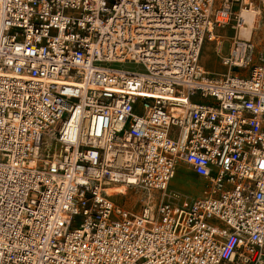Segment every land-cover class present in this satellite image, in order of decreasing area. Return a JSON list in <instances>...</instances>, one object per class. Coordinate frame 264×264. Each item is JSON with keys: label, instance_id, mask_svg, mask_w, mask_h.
I'll return each mask as SVG.
<instances>
[{"label": "built area", "instance_id": "built-area-1", "mask_svg": "<svg viewBox=\"0 0 264 264\" xmlns=\"http://www.w3.org/2000/svg\"><path fill=\"white\" fill-rule=\"evenodd\" d=\"M234 5L0 0V264H264V44L200 66Z\"/></svg>", "mask_w": 264, "mask_h": 264}, {"label": "rangeland", "instance_id": "rangeland-1", "mask_svg": "<svg viewBox=\"0 0 264 264\" xmlns=\"http://www.w3.org/2000/svg\"><path fill=\"white\" fill-rule=\"evenodd\" d=\"M242 0H234V7H233V13L231 16V19L229 21V24L227 26H225L224 29H217L215 35L217 37H219V40L221 41V49L218 52H215V41L212 43L209 42H205L204 43V47L201 53V57H200V65H202L201 67H203L206 70L210 71V73L214 76H220L223 75L224 73H226V69L223 68L221 66V58L223 56H225V54H227V52L230 49L231 43L232 41L238 36V16L240 13V9L242 8H247L250 9V6L252 5L253 8H260L263 12V19H262V24L260 27V30L258 32H256L255 34V38L251 39V43H253L255 45V53H260V51L263 48V44H264V6L261 2V0H250V4H243V2H241ZM239 38V37H237ZM113 68H120V69H124V70H128V71H142V68L139 66H136L134 64H122V65H118V64H112L110 65ZM186 168V167H185ZM187 172V168L185 169ZM185 171H184V167L183 165H178L177 171H176V176L174 177V179L172 180L171 184H170V188L169 191H178V190H182L185 189L184 191H186V194L189 197H193L195 196L198 191L199 188L198 186H200V184L198 185V182L195 180V178L193 179L190 176V179L192 181V185H190L189 183H191V181L185 177ZM186 178L189 180V183L186 182ZM175 180V181H174ZM196 187V189L194 188V186ZM128 192L126 193V195H121L119 197L116 198H111V200L114 202V204L118 205V206H123L127 209L132 210L133 213H137L140 210V206L142 205L141 202V191L136 190V189H127ZM201 193V190H200ZM136 198V202L134 200V198Z\"/></svg>", "mask_w": 264, "mask_h": 264}, {"label": "bare ground", "instance_id": "bare-ground-1", "mask_svg": "<svg viewBox=\"0 0 264 264\" xmlns=\"http://www.w3.org/2000/svg\"><path fill=\"white\" fill-rule=\"evenodd\" d=\"M243 4H250V0H242ZM262 2V0H261ZM263 19V12L260 8H253L252 5L250 6V9L242 8L240 9L239 16L237 18L238 20V36L239 39L244 41H252L251 39L255 38L256 32L260 30L261 24ZM213 39V40H212ZM210 39L209 43L216 42L215 43V52L220 51L221 47V41L219 40V37L216 35L214 38ZM205 43V42H204ZM204 45V44H203ZM201 57V56H200ZM202 66V65H200ZM202 70L208 74H211L210 71L206 70L202 67ZM222 76V75H221ZM175 181V180H174ZM128 188L125 185H112L110 186L106 193L110 198H116L121 195H126L128 192Z\"/></svg>", "mask_w": 264, "mask_h": 264}, {"label": "crops", "instance_id": "crops-1", "mask_svg": "<svg viewBox=\"0 0 264 264\" xmlns=\"http://www.w3.org/2000/svg\"><path fill=\"white\" fill-rule=\"evenodd\" d=\"M204 47V46H203ZM203 50V49H202ZM187 168V167H186ZM185 167H184V170L186 169ZM188 170H187V172H186V170H185V172H186V174L188 175L187 176V178L188 179H190V176L194 179L195 177L193 176V174H192V172L189 170V168H187ZM186 178V182L187 183H189V180ZM191 180V179H190Z\"/></svg>", "mask_w": 264, "mask_h": 264}]
</instances>
